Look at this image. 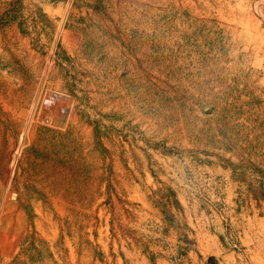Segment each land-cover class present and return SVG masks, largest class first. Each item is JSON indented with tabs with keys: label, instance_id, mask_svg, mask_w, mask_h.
Here are the masks:
<instances>
[{
	"label": "rangeland",
	"instance_id": "1",
	"mask_svg": "<svg viewBox=\"0 0 264 264\" xmlns=\"http://www.w3.org/2000/svg\"><path fill=\"white\" fill-rule=\"evenodd\" d=\"M262 193L264 0H0V264H264Z\"/></svg>",
	"mask_w": 264,
	"mask_h": 264
},
{
	"label": "trees",
	"instance_id": "2",
	"mask_svg": "<svg viewBox=\"0 0 264 264\" xmlns=\"http://www.w3.org/2000/svg\"><path fill=\"white\" fill-rule=\"evenodd\" d=\"M262 194H264V193H262ZM261 197L264 198V195H261ZM176 203H177V201H176ZM169 217L173 218V216H171L170 214H169Z\"/></svg>",
	"mask_w": 264,
	"mask_h": 264
}]
</instances>
